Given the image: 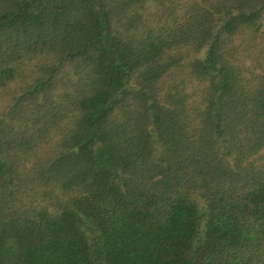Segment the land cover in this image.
Wrapping results in <instances>:
<instances>
[{
	"label": "trees",
	"instance_id": "1",
	"mask_svg": "<svg viewBox=\"0 0 264 264\" xmlns=\"http://www.w3.org/2000/svg\"><path fill=\"white\" fill-rule=\"evenodd\" d=\"M0 264H264V0H0Z\"/></svg>",
	"mask_w": 264,
	"mask_h": 264
}]
</instances>
